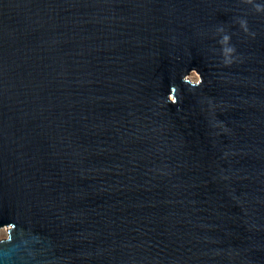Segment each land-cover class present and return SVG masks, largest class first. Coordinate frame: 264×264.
Wrapping results in <instances>:
<instances>
[{"label": "water", "instance_id": "water-1", "mask_svg": "<svg viewBox=\"0 0 264 264\" xmlns=\"http://www.w3.org/2000/svg\"><path fill=\"white\" fill-rule=\"evenodd\" d=\"M2 228L0 264H264V0H0Z\"/></svg>", "mask_w": 264, "mask_h": 264}, {"label": "clouds", "instance_id": "clouds-1", "mask_svg": "<svg viewBox=\"0 0 264 264\" xmlns=\"http://www.w3.org/2000/svg\"><path fill=\"white\" fill-rule=\"evenodd\" d=\"M240 23H241V27L244 28L245 31H247L246 22L241 21ZM221 31L223 30L221 29ZM229 42H230L229 35H224L222 39L219 41V43L222 45V56H223V63L225 66H230L233 63L232 55L235 52L234 46H230ZM193 73H195L196 76L198 77V79L195 82H193L190 79ZM181 83L188 85L189 88H198L203 85L204 80L200 72L197 69L193 68L187 74L181 77ZM177 92H178L177 86L170 85L169 94L167 95L168 103L172 105H176L180 103Z\"/></svg>", "mask_w": 264, "mask_h": 264}, {"label": "rangeland", "instance_id": "rangeland-1", "mask_svg": "<svg viewBox=\"0 0 264 264\" xmlns=\"http://www.w3.org/2000/svg\"><path fill=\"white\" fill-rule=\"evenodd\" d=\"M190 79H191L193 82H195V81L198 79V77L196 76L195 73H193V75L191 76ZM6 238H7L6 228H2V229H0V241H1V240H4V239H6Z\"/></svg>", "mask_w": 264, "mask_h": 264}]
</instances>
